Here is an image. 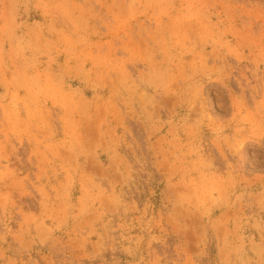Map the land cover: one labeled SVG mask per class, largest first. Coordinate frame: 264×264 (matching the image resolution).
<instances>
[{
    "label": "rangeland",
    "instance_id": "1",
    "mask_svg": "<svg viewBox=\"0 0 264 264\" xmlns=\"http://www.w3.org/2000/svg\"><path fill=\"white\" fill-rule=\"evenodd\" d=\"M0 264H264V0H0Z\"/></svg>",
    "mask_w": 264,
    "mask_h": 264
}]
</instances>
